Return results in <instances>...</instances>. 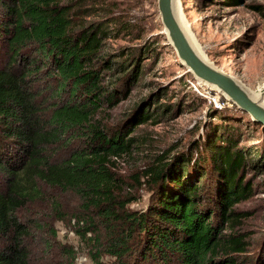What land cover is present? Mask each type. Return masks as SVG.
<instances>
[{"label": "trees", "instance_id": "16d2710c", "mask_svg": "<svg viewBox=\"0 0 264 264\" xmlns=\"http://www.w3.org/2000/svg\"><path fill=\"white\" fill-rule=\"evenodd\" d=\"M63 1L0 0V264H31L32 227L19 213L49 201L47 187L74 192L100 219L102 235L92 230L96 217L77 218L95 264H264V246L251 256L245 237L223 234L239 218L234 206L253 196L243 175L251 154L225 117L205 142L161 153L146 172L151 201L140 212L124 209L111 159L137 148L130 134L162 106L141 105L126 130L97 117L119 100L118 85L104 84L106 70L126 73L122 93H130L147 51L100 56L124 24L116 33L105 20L77 29Z\"/></svg>", "mask_w": 264, "mask_h": 264}, {"label": "rangeland", "instance_id": "374dc122", "mask_svg": "<svg viewBox=\"0 0 264 264\" xmlns=\"http://www.w3.org/2000/svg\"><path fill=\"white\" fill-rule=\"evenodd\" d=\"M63 3L69 7L77 29L105 20L110 21L116 33L124 24L120 36L104 40L100 56L116 55L121 50L130 53L139 47L147 51L141 61L140 78L129 84L130 93H122L127 85L126 73L106 70L104 84L111 88L118 85L119 100L97 117L116 131L126 130L141 105L152 112L157 104L162 106L156 111L160 113L156 121L140 124L130 134L138 141L137 148L131 154L111 159L114 175L122 180L117 195L124 209L140 212L151 201L152 184L146 172L161 153L187 152L196 140L205 142L212 134L210 129L224 122L225 117L230 120L239 147L251 154L250 165L243 175L253 186V196L234 206L239 218L233 227L226 225L223 234H241L249 243L248 254L257 255L264 246V128L216 89L208 88L187 72L176 49L168 43L158 0H64ZM181 3L198 44L210 59L261 96L264 0H242L236 5L231 0H181ZM193 153L196 155V151ZM44 191L49 201L29 204L19 213L32 227L28 242L31 264H95L90 255L92 246L81 236L82 224L78 225L77 218L96 217L92 230L102 235L100 219L93 212L84 211L83 202L74 192L49 187ZM52 197L60 204L59 212L54 209ZM70 249L77 255L74 262L68 254ZM113 260L110 255L103 257V261Z\"/></svg>", "mask_w": 264, "mask_h": 264}, {"label": "water", "instance_id": "95a60500", "mask_svg": "<svg viewBox=\"0 0 264 264\" xmlns=\"http://www.w3.org/2000/svg\"><path fill=\"white\" fill-rule=\"evenodd\" d=\"M158 10L168 43L176 49L187 72L198 82L206 83L208 88L214 86L227 101L247 113L255 123L264 128V91L260 96L262 98L255 97L252 87L210 59L198 44L185 18L181 0H158Z\"/></svg>", "mask_w": 264, "mask_h": 264}, {"label": "bare ground", "instance_id": "6f19581e", "mask_svg": "<svg viewBox=\"0 0 264 264\" xmlns=\"http://www.w3.org/2000/svg\"><path fill=\"white\" fill-rule=\"evenodd\" d=\"M179 4V3H178ZM178 10H179V12H181V9H179V7H178ZM200 83H202L203 85L205 84V85H207L206 83H203V82H201V81H199ZM209 87H211V86H209ZM211 88H214V86L213 87H211ZM253 93H254V95H255V97H260V93H258V92H255V91H253ZM261 98V97H260ZM264 101V100H263Z\"/></svg>", "mask_w": 264, "mask_h": 264}]
</instances>
